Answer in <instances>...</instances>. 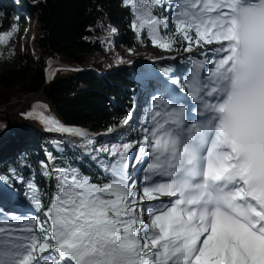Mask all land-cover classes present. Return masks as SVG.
<instances>
[{
	"label": "snow or ice",
	"instance_id": "obj_1",
	"mask_svg": "<svg viewBox=\"0 0 264 264\" xmlns=\"http://www.w3.org/2000/svg\"><path fill=\"white\" fill-rule=\"evenodd\" d=\"M124 4L134 11L138 36L147 28L163 49L171 50L176 36L189 42L185 51L193 42L218 45L206 57L212 67L195 61L182 88L200 119L186 123L184 104L155 112L143 195L125 172L131 143L111 150L119 160L105 166L107 182L57 169L46 220L30 216L12 225L0 217V264H264V0ZM165 4L175 24L170 36L159 32L168 29V18L154 14ZM16 30L0 33V45ZM40 119L47 130L86 135L43 113ZM158 176L168 179H153ZM28 187L35 208L43 210L39 190ZM162 196L170 200L146 214L139 206Z\"/></svg>",
	"mask_w": 264,
	"mask_h": 264
},
{
	"label": "trees",
	"instance_id": "obj_2",
	"mask_svg": "<svg viewBox=\"0 0 264 264\" xmlns=\"http://www.w3.org/2000/svg\"><path fill=\"white\" fill-rule=\"evenodd\" d=\"M168 9L167 4L154 9L156 16L169 21L168 29L160 26L161 36L175 33ZM134 21V11L124 0H0V33L17 29L0 45V177L8 190L7 196L1 194L0 217L9 222L30 216L46 220L44 211L56 192L57 169H77L93 182H107L105 166L113 164L97 152L98 147L131 143L129 130L135 125L129 118L136 110L143 107L146 115L155 100L172 104L168 90H182L192 78L195 61L209 64L206 57L212 58L213 44L193 42L191 51H185L189 42L176 36L178 42L166 50L153 44L147 28L138 36ZM190 35L195 39L194 32ZM149 50L161 57L130 62ZM49 64L53 71L47 81ZM38 92L42 97L36 102H16ZM39 106L61 125L86 133L96 150L82 146L79 136L70 141L47 130ZM148 137L146 131L143 140L149 141ZM150 151L142 156L147 163L152 159L146 155ZM126 163L129 166L128 158ZM30 183L39 190L43 210H37L30 199ZM163 200L169 201L165 197L156 203L147 201L141 208L146 214ZM11 201L15 207L11 208Z\"/></svg>",
	"mask_w": 264,
	"mask_h": 264
},
{
	"label": "rangeland",
	"instance_id": "obj_3",
	"mask_svg": "<svg viewBox=\"0 0 264 264\" xmlns=\"http://www.w3.org/2000/svg\"><path fill=\"white\" fill-rule=\"evenodd\" d=\"M214 46H212V48H215V47H218V45L216 44H213ZM161 55L158 54V53H155L151 50L149 51H143V52H140L137 57L135 58H132L130 59V62H135L137 60H141V61H154L158 58H160ZM52 65V64H51ZM212 65L211 64H208L206 67H205V70L208 69V68H211ZM202 75L206 74L205 72H202L201 73ZM183 91L179 90V89H175L174 88H171L170 90H168V96L170 98H173L174 100V106H179L180 104H183L182 101L185 98L184 94L182 93ZM42 96H35L34 98H23V99H19L17 100L16 102L18 103H23V102H26V101H38L37 99L38 98H41ZM191 101H192V98H191ZM190 100H189V104L192 103ZM142 102V100L139 101V103ZM173 106L171 105H165V104H162L160 101H155V104L153 105V109L151 110H148L147 109V114L146 115H143V109L142 107H139L135 112L138 116L136 117H132L129 118V121L130 123H133L136 121V125L137 127H131V129L129 130V132L133 135V139H132V142L131 144L133 145V147L128 151V153L126 154L127 158H128V161L130 162V167H129V170H127V173H128V177H129V181L130 182H135V175H136V170L140 171L141 174H144V177L146 175V172H145V168L147 166V161L146 160H141V162L138 163V160H136L134 157H135V154H139L140 156L142 155L143 156V151L142 150H148V149H151L149 147V144L148 142H146L144 139V134L145 132L147 131L148 132V136L150 138V141L152 140V136H151V129L153 128L154 126V123L155 121L153 120V116L155 114V112L159 111L161 113H164L165 111H171V108ZM44 109V107L42 106H39L37 108V110L41 111V113H43L44 115L48 116V113L46 110H42ZM150 115V116H149ZM157 119H163V117H157ZM145 127V128H144ZM146 130V131H144ZM62 133V132H60ZM63 136H65L66 138H68L70 141H73L74 140V137H77L79 136V142L81 143L82 146L84 147H89V148H92L94 150H96V147H95V144L92 143V142H89V140H87V138L84 136H80V135H76L75 134H69V133H62ZM46 139L50 142V143H53L55 145V148L60 150L61 147L60 146H57L53 140V138L49 135H46ZM129 144V143H128ZM123 147V146H122ZM122 147H115L117 149H120L122 150ZM102 149H108L109 151H101ZM113 149V147H110V148H106L104 146H100L98 147V150L97 152H100V155H102L103 157H106V158H110L111 160V163L112 164H115L119 159V156H112L110 154L111 150ZM115 160V161H114ZM156 177H154L153 179H155ZM135 189L134 191L138 192L140 195H143V192H142V189H143V186H145V183L142 182V180H139L138 183L135 182ZM2 186V187H1ZM4 195V194H8V190L6 189V180L3 179L2 177H0V198L2 197L1 196ZM4 196H7V195H4ZM164 197V196H162ZM160 197V199L162 198ZM11 202H14V201H11ZM148 202H153V203H156L157 200H154V201H148ZM16 202H14V207H15V204ZM147 203V200H144L143 202L140 203V207L143 206V204ZM155 206H159V204H155ZM23 209L24 210H29L27 205H23ZM143 209V208H142ZM11 211V210H10ZM21 221H10V222H13V224L15 225H21L23 223V221L25 219H27V217H20ZM20 218H17V219H20Z\"/></svg>",
	"mask_w": 264,
	"mask_h": 264
},
{
	"label": "water",
	"instance_id": "obj_4",
	"mask_svg": "<svg viewBox=\"0 0 264 264\" xmlns=\"http://www.w3.org/2000/svg\"><path fill=\"white\" fill-rule=\"evenodd\" d=\"M51 72H52V67L50 65V69H49L48 75H47V81L49 80V77H50ZM38 95H40L39 92L38 93H35V94H30V95L26 96L25 98H29L30 99V98H34L35 96H38Z\"/></svg>",
	"mask_w": 264,
	"mask_h": 264
},
{
	"label": "bare ground",
	"instance_id": "obj_5",
	"mask_svg": "<svg viewBox=\"0 0 264 264\" xmlns=\"http://www.w3.org/2000/svg\"><path fill=\"white\" fill-rule=\"evenodd\" d=\"M186 99H187V98H186ZM1 187H2V186H1ZM6 203H8V202H6ZM10 206H11V207H14V204H13V203H10Z\"/></svg>",
	"mask_w": 264,
	"mask_h": 264
}]
</instances>
